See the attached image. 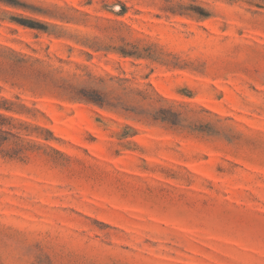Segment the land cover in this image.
<instances>
[{
	"label": "rangeland",
	"instance_id": "1",
	"mask_svg": "<svg viewBox=\"0 0 264 264\" xmlns=\"http://www.w3.org/2000/svg\"><path fill=\"white\" fill-rule=\"evenodd\" d=\"M0 264H264V0H0Z\"/></svg>",
	"mask_w": 264,
	"mask_h": 264
}]
</instances>
